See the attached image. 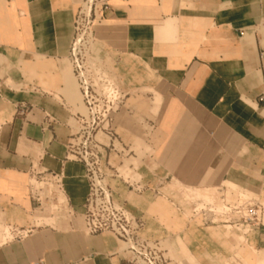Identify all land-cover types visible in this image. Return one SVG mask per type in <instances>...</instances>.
Returning a JSON list of instances; mask_svg holds the SVG:
<instances>
[{
    "label": "crops",
    "instance_id": "crops-1",
    "mask_svg": "<svg viewBox=\"0 0 264 264\" xmlns=\"http://www.w3.org/2000/svg\"><path fill=\"white\" fill-rule=\"evenodd\" d=\"M80 2L0 0V221L26 233L0 243V264H131L115 235L85 230V167L66 158L86 114L69 61ZM102 3L94 53L126 95L109 159L143 186L110 177L115 199L170 264H231L240 250L264 264V218L243 234L167 182L264 197V0ZM45 170L63 193L39 206L28 185Z\"/></svg>",
    "mask_w": 264,
    "mask_h": 264
},
{
    "label": "built area",
    "instance_id": "built-area-1",
    "mask_svg": "<svg viewBox=\"0 0 264 264\" xmlns=\"http://www.w3.org/2000/svg\"><path fill=\"white\" fill-rule=\"evenodd\" d=\"M102 0H81L74 19L73 39L69 55L74 79L81 95L86 114H77L74 119L77 129L67 145L66 158L81 162L89 183L84 203V227L90 234L110 232L123 243L122 250L128 254L131 264H170L160 240L150 239L141 231L144 221L115 199L109 184L110 177L123 179L133 190H142L141 177L137 171L123 176L114 171L109 154L119 141L113 123L126 95L94 53L96 42L94 25L97 7ZM262 99L264 96L261 97ZM24 109L20 113H24ZM103 133L104 141L98 136ZM117 150V149H116ZM118 151V150H117ZM31 198L39 205L52 203L55 193H63L62 174L56 171H32L29 181ZM230 226L243 234L262 225L264 205L260 201L238 198L225 202L218 212ZM13 237L21 238L26 233L11 228ZM33 264H45L37 261Z\"/></svg>",
    "mask_w": 264,
    "mask_h": 264
},
{
    "label": "rangeland",
    "instance_id": "rangeland-1",
    "mask_svg": "<svg viewBox=\"0 0 264 264\" xmlns=\"http://www.w3.org/2000/svg\"><path fill=\"white\" fill-rule=\"evenodd\" d=\"M81 98V95H80ZM82 100V99H81ZM98 136L103 139L104 141H107L105 138L106 136L99 132ZM112 153L114 152L111 151ZM114 154V153H113ZM110 160L111 164H113V157ZM171 187H173L176 191L180 192V194L183 196V198L188 202H195V209L197 212L201 213L202 211H212L215 213H218L222 211V207L225 202H234L238 198L241 199H248L250 201H260L264 205V197L259 196L256 192H248V191H238L236 187L229 186L226 184L223 186L222 189H211V190H197V189H183L181 187H178L177 184H175L172 181H167ZM11 228L4 223L0 221V243L7 241L13 237V232H11ZM240 240H243L242 234L239 237ZM123 247V246H122ZM253 254L255 257H264L263 254H259L255 251H253ZM128 255V254H127ZM248 259H251L250 256H248ZM233 262L231 264H256L254 262H249L242 256V250H240L236 257L233 258Z\"/></svg>",
    "mask_w": 264,
    "mask_h": 264
}]
</instances>
